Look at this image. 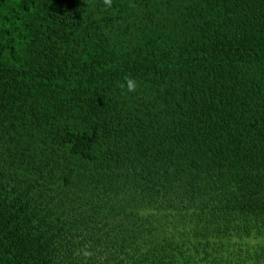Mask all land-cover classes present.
I'll return each mask as SVG.
<instances>
[{"label":"trees","instance_id":"obj_1","mask_svg":"<svg viewBox=\"0 0 264 264\" xmlns=\"http://www.w3.org/2000/svg\"><path fill=\"white\" fill-rule=\"evenodd\" d=\"M0 264H264V0H0Z\"/></svg>","mask_w":264,"mask_h":264},{"label":"clouds","instance_id":"obj_2","mask_svg":"<svg viewBox=\"0 0 264 264\" xmlns=\"http://www.w3.org/2000/svg\"><path fill=\"white\" fill-rule=\"evenodd\" d=\"M103 4L106 8H111L112 7V0H103ZM120 86H121V88L126 87V90L129 93H134L137 89L136 81L131 77H126L124 84H121ZM83 255L87 257V256H90L91 253L88 251H85L83 253Z\"/></svg>","mask_w":264,"mask_h":264}]
</instances>
